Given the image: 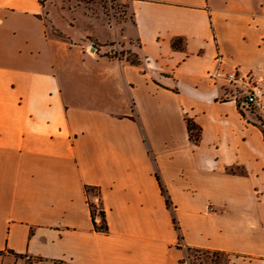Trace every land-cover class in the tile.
<instances>
[{
	"label": "crops",
	"instance_id": "obj_1",
	"mask_svg": "<svg viewBox=\"0 0 264 264\" xmlns=\"http://www.w3.org/2000/svg\"><path fill=\"white\" fill-rule=\"evenodd\" d=\"M75 8L0 0V264H264V0H128L106 42Z\"/></svg>",
	"mask_w": 264,
	"mask_h": 264
},
{
	"label": "rangeland",
	"instance_id": "obj_2",
	"mask_svg": "<svg viewBox=\"0 0 264 264\" xmlns=\"http://www.w3.org/2000/svg\"><path fill=\"white\" fill-rule=\"evenodd\" d=\"M68 2H71L76 8L79 7V9L75 8L76 11L69 15L70 19H74L76 24L80 26L78 27V33L83 35L88 33V36L95 35L99 41L106 42L111 37L115 38L114 30L109 29V27L115 25L123 27V22L130 18L128 0H64L65 4H68ZM49 7L51 8L50 4ZM54 36L59 40H63V36L58 32H55ZM113 45L114 43H110L109 46ZM109 49L107 53L111 56L124 52L115 47ZM188 255L192 257L194 264H233L235 258L228 254L198 251L188 252Z\"/></svg>",
	"mask_w": 264,
	"mask_h": 264
},
{
	"label": "built area",
	"instance_id": "obj_3",
	"mask_svg": "<svg viewBox=\"0 0 264 264\" xmlns=\"http://www.w3.org/2000/svg\"><path fill=\"white\" fill-rule=\"evenodd\" d=\"M212 77L214 79L216 78H223L227 83L230 85H233L235 87H243L244 89L241 91L244 94V105H253L257 99L260 96V90H258L256 87H249L250 81H249V76L248 75H242L239 74L238 72H231L226 75H222L218 69L214 71L212 74ZM192 257H190L188 254L181 259L179 264H194L193 263ZM24 264H30L28 262Z\"/></svg>",
	"mask_w": 264,
	"mask_h": 264
},
{
	"label": "trees",
	"instance_id": "obj_4",
	"mask_svg": "<svg viewBox=\"0 0 264 264\" xmlns=\"http://www.w3.org/2000/svg\"><path fill=\"white\" fill-rule=\"evenodd\" d=\"M178 44H179V41L175 40L172 44L173 48H179ZM113 57L121 59V60L124 59L125 61H127L133 65H139L140 64L139 59L134 54L128 53L125 56V55H123V53L120 52L117 55L115 54ZM249 108H251V106H249ZM250 112L253 113V111L251 109H250ZM256 119L259 122L258 127L261 129V131L264 135V117H262L260 115H256ZM186 128H187L189 140L193 143H197L200 139L201 129L190 119L186 120ZM101 216H102V222L104 223L103 215H101ZM105 228H106L105 225H103L99 228V230L102 231Z\"/></svg>",
	"mask_w": 264,
	"mask_h": 264
}]
</instances>
